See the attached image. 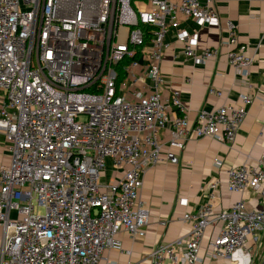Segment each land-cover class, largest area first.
<instances>
[{
	"label": "built area",
	"instance_id": "obj_1",
	"mask_svg": "<svg viewBox=\"0 0 264 264\" xmlns=\"http://www.w3.org/2000/svg\"><path fill=\"white\" fill-rule=\"evenodd\" d=\"M213 2L0 0V145L10 157L0 167V264H100L107 250L121 248L119 234L146 236L149 212L139 195L151 168L177 165L189 140L234 143L253 93L240 97L241 106L201 110L193 122L178 93L159 89L169 34L195 64L222 54L199 50L198 35L182 30L181 19L221 29L228 64L249 77L254 58ZM137 55L121 80L120 64ZM109 164L116 181H104ZM226 176L230 193L259 191L264 154ZM182 222L187 233L156 246L148 256L154 264L199 263L205 234L218 225L212 258L241 253L252 264L264 209L249 210L241 200L216 211L208 202Z\"/></svg>",
	"mask_w": 264,
	"mask_h": 264
},
{
	"label": "crops",
	"instance_id": "obj_2",
	"mask_svg": "<svg viewBox=\"0 0 264 264\" xmlns=\"http://www.w3.org/2000/svg\"><path fill=\"white\" fill-rule=\"evenodd\" d=\"M212 6L222 25L232 21L240 42L248 46V54L254 58L249 77L244 81L228 64V50L222 45L226 35L221 29L181 19L182 30L198 35L199 50L220 48L222 54L204 65L195 64L185 57L175 35L169 34L166 38L169 48L161 64L164 83L159 89L165 95L178 93L193 122L201 110H213L224 104L241 106L240 97L249 92L253 93L254 101L234 143L223 144L212 138L189 140L184 151L177 153V165L162 162L147 172L139 195L149 212L146 236L132 239L126 233L119 234L121 248L107 250L100 264H154L148 258L152 250L183 237L188 229L182 222L183 216L208 202L216 211L241 200H245L249 210L264 209V184L257 192L230 193L226 176L228 168L243 164L254 166L264 154V0H214ZM209 88L222 91L223 96L210 95ZM169 137V130L161 135L163 141ZM216 161L223 166L216 167ZM9 163L10 157L0 145V167ZM119 176L109 164L104 181H116ZM215 181L220 185L213 192L209 185ZM219 228L218 225L207 230L197 264H247L241 253L231 258H212L209 244Z\"/></svg>",
	"mask_w": 264,
	"mask_h": 264
},
{
	"label": "trees",
	"instance_id": "obj_3",
	"mask_svg": "<svg viewBox=\"0 0 264 264\" xmlns=\"http://www.w3.org/2000/svg\"><path fill=\"white\" fill-rule=\"evenodd\" d=\"M138 58V55L136 56V57H134V58H126L121 64H120V66H119V69H118V71H119V77H120V79L122 80V79H124L125 77H126V75H125V72L123 71V68L125 67V66H129L134 60H136Z\"/></svg>",
	"mask_w": 264,
	"mask_h": 264
},
{
	"label": "rangeland",
	"instance_id": "obj_4",
	"mask_svg": "<svg viewBox=\"0 0 264 264\" xmlns=\"http://www.w3.org/2000/svg\"><path fill=\"white\" fill-rule=\"evenodd\" d=\"M263 258H264V233L262 235V245H261V248L258 251L257 255L255 256V259L253 260V263L252 264H261Z\"/></svg>",
	"mask_w": 264,
	"mask_h": 264
},
{
	"label": "water",
	"instance_id": "obj_5",
	"mask_svg": "<svg viewBox=\"0 0 264 264\" xmlns=\"http://www.w3.org/2000/svg\"><path fill=\"white\" fill-rule=\"evenodd\" d=\"M261 264H264V258H263V260H262Z\"/></svg>",
	"mask_w": 264,
	"mask_h": 264
}]
</instances>
